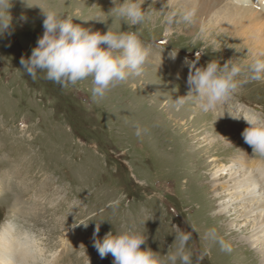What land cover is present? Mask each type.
<instances>
[{
    "label": "rangeland",
    "instance_id": "1",
    "mask_svg": "<svg viewBox=\"0 0 264 264\" xmlns=\"http://www.w3.org/2000/svg\"><path fill=\"white\" fill-rule=\"evenodd\" d=\"M28 3L37 6L14 0L15 30L0 37V228L10 222L30 243L35 241L41 249L37 264H113L111 255L101 259L93 246L95 225L101 220V239L109 231L133 229L148 237L142 247L167 254L175 248L169 247L175 240L174 226H179L192 232L189 250L199 255L210 249L201 264H253L246 256L248 245L240 242L247 233L228 228L238 214L233 210L223 218L214 209L219 203L213 200L211 169L217 162L211 159L227 163L248 150L252 158L264 160L242 138L246 122L225 112L264 116V81L244 84L204 117L197 103L189 102L180 111L174 105L188 92L185 59L195 60L199 49L206 52L197 67L210 60L250 63L257 55L236 45L224 29L210 33L216 20L210 21L211 14L203 10H197L193 24L177 23L166 36L165 14L182 8H169L166 0H145L143 8L149 9L151 20L139 30L112 20V0ZM38 5L89 19L74 23L93 31L104 33L110 26L114 31H138L150 49L143 74L111 89L99 103L92 98L91 78L68 88L40 78L43 73L33 81L20 58L31 56L44 33ZM202 26L207 28L203 35ZM175 52L173 60L170 54ZM241 105L246 106L239 111ZM222 134L235 144L225 146ZM212 143L213 150L201 151ZM211 228L234 242L231 253L204 239ZM193 260L195 264V256Z\"/></svg>",
    "mask_w": 264,
    "mask_h": 264
},
{
    "label": "clouds",
    "instance_id": "2",
    "mask_svg": "<svg viewBox=\"0 0 264 264\" xmlns=\"http://www.w3.org/2000/svg\"><path fill=\"white\" fill-rule=\"evenodd\" d=\"M26 7H33L28 0H22ZM113 7L109 10L112 20L119 19L128 25V29H141L151 20L149 9L145 10V0H112ZM14 0H0V37L11 36L15 30L11 9ZM44 15V33L32 49L31 56H21L20 64L24 73L35 81L38 73L40 78L53 82L62 88L75 86L81 81L91 78V94L95 102L103 100L107 93L126 82L130 77H139L149 62L150 49L146 47L138 31L113 30L110 26L104 33L93 31L74 23V19L87 22L80 15L66 14L55 8H45L38 5ZM165 6V5H164ZM167 6L173 8L174 0H167ZM197 16L196 7H185L172 10L165 14L164 23L167 25L165 35L171 34L172 26L177 23L191 25ZM20 19L26 21V16ZM104 21L101 19H97ZM106 23V21H104ZM207 31L205 26L200 29L203 35ZM195 43V41H193ZM237 52L241 49L236 48ZM205 49L196 52L195 60L185 59L189 67L187 77L188 92L175 99V108L179 111L187 103H197L205 112H216L217 106L226 103L229 98L244 84L264 81V58L253 57L250 63L240 64L229 59L223 65L216 60H210L206 66L197 67ZM264 55V54H261ZM177 52L170 54L175 60ZM234 120L243 119L247 127L241 135L255 154L264 157V116L245 112L233 115L225 111ZM225 112L220 115L223 116ZM136 135H141L137 125ZM96 222L93 232V246L101 259L111 255L113 264H195L201 262L210 254V249L196 255L189 250L192 232H186L179 226L175 227V240L169 247L175 245L173 251L161 254L151 247H142L148 237L133 229L114 233L107 232L99 237L101 223ZM83 224L86 228L88 223ZM192 231L199 233L194 224ZM204 239L211 244H219L221 251L231 253L232 245L219 235L215 228L209 229Z\"/></svg>",
    "mask_w": 264,
    "mask_h": 264
},
{
    "label": "bare ground",
    "instance_id": "3",
    "mask_svg": "<svg viewBox=\"0 0 264 264\" xmlns=\"http://www.w3.org/2000/svg\"><path fill=\"white\" fill-rule=\"evenodd\" d=\"M178 5L182 8L194 6L197 10L210 13L212 16L210 21L216 20L211 23L210 33L216 30L221 33L220 29H224L227 32L226 35H231L233 41H237L236 45L245 46L249 52L251 50L252 55L264 56L261 55L264 54V0H174V6ZM245 106L241 105L237 109L240 111ZM246 109L250 110L248 107ZM189 111L186 110L187 113ZM198 114L202 117L205 116L204 111H198ZM209 140L211 142V139ZM221 141L227 147H232L235 144V140H231L225 134H222ZM206 142L210 143L207 139ZM213 144L203 147L201 151L210 152L213 150ZM251 154L246 150L232 157L227 163L225 161L218 162V158L211 159L212 162H217L211 169L213 170L211 185L214 192L213 200H218L219 203L214 208L220 214L219 217L233 215V210L238 214L233 222L228 219L231 221V224L228 225L229 230H235L236 233L238 230L247 233L240 237V242L249 247L246 250V256L251 258L253 264H264V160L252 158ZM236 233H232V236ZM231 242L234 243L232 240ZM40 250L35 241L30 243L25 237V232L18 230L15 224L5 223L0 228V264H31V261L33 264H37L41 255ZM58 257L59 255L56 253L54 260L57 261Z\"/></svg>",
    "mask_w": 264,
    "mask_h": 264
}]
</instances>
